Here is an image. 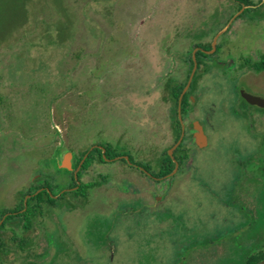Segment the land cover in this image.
<instances>
[{"label": "rangeland", "instance_id": "374dc122", "mask_svg": "<svg viewBox=\"0 0 264 264\" xmlns=\"http://www.w3.org/2000/svg\"><path fill=\"white\" fill-rule=\"evenodd\" d=\"M252 3L244 12L247 6L236 0H0V214L22 205V188L32 175L44 167L52 173L49 156L59 143L63 151L78 153L107 143L140 161L148 159L136 143L147 140L150 126L156 127L161 115L167 119L174 105L163 103L159 89L151 90L150 85L131 86V78L145 82L151 61L158 64L156 74L180 72L184 60L189 65L195 42H211L230 23L218 38L221 51L204 60L193 81L196 117L209 144L194 146L193 173L176 182L180 193L172 205L184 207L187 225H195L197 237L231 233L243 247L201 264H238L246 254L247 239L240 226L247 207L264 229V173L252 182L241 172V161L254 155L256 164L257 152L260 166L264 164V108L235 101L241 86L264 97V72L251 77L257 85L217 59L232 56L238 61L250 55L255 60L264 51V0ZM161 61L166 64L159 66ZM180 76L177 82L186 79ZM164 94L171 96L169 91ZM258 112L262 118L254 116ZM145 152L152 154L151 149ZM120 164L104 167L116 169ZM53 173L52 187L63 188L69 171L54 167ZM43 216L45 221L62 222L44 228L54 247L59 233L67 237L64 207L44 206ZM94 217L103 225L102 234L110 233L106 219ZM74 218L79 222L80 214ZM92 220L89 215L76 234H68L85 248L77 256L79 264H163L172 261L191 236L183 224L161 235L131 229L130 237L122 226L111 233L118 250L108 257L94 240H87L86 222ZM20 223L7 224L3 238L9 251L0 254V264H59L53 263L52 255L32 262L38 257L18 252L25 243L11 237L12 229L20 233ZM31 233L26 234L33 237Z\"/></svg>", "mask_w": 264, "mask_h": 264}, {"label": "flooded vegetation", "instance_id": "af4514ba", "mask_svg": "<svg viewBox=\"0 0 264 264\" xmlns=\"http://www.w3.org/2000/svg\"><path fill=\"white\" fill-rule=\"evenodd\" d=\"M212 42L213 40L210 42L209 48L194 45L192 54L187 60L189 65L186 67L184 60V68L180 69V72L177 70L174 72H171L172 70L165 71L160 74V77L155 71L158 64L151 61L148 64L150 67H148L149 69L146 73L147 78H144L145 82L142 83V78H131V86L150 85L151 90L159 89L161 95H163V103L167 104L171 101L174 105L173 109H168L167 119L161 115L162 119L159 118V123L157 122L156 127L152 129L154 125L150 126L147 140L136 143V149L141 150L148 159L140 161L135 158L133 153L117 151L107 143L91 145L81 153L71 148H66L63 151L62 144L59 143L60 145H56L51 156H49L52 158V173H48L44 167L43 171L39 170V172L32 175L30 183L22 188V205L5 209L0 214V239L3 243L0 254L9 251L3 238L7 224L21 221L20 233L12 229L14 233H12L13 236L11 237L13 241H20V244L24 241L25 244L20 245L19 253L38 257V260L33 259L32 262L43 261L52 255L55 257L53 263L79 264L81 259H77V256L83 255L85 248L82 243L76 240L75 236H69L68 234H76L78 225L82 220L84 221V218L87 219L89 215H92L93 220L86 222L87 240L91 243L94 240L98 251L108 257L114 256L118 250L117 244L111 238V233L121 230L122 226L127 229L125 230V235L130 237L132 234L131 229L146 231L150 235H161L165 231H178L181 229V224H183L185 233L191 235L188 240H185L184 252L182 248H178L174 259L163 264H201L202 260H213L225 253L226 250L231 252L233 249H243L241 245L239 246L234 241L235 239L232 240L233 236L231 233H228V236L221 237L216 234H206L204 238L197 237L195 225L193 227L187 225L189 221L184 207L172 205V201L180 193L179 184L177 185L176 182L180 177L181 179L183 177L186 178L193 173L194 158L192 150L194 146L202 149L209 144L204 127L196 117V98L193 97L192 86L197 71L205 64L204 60L208 56H216L221 51L222 44H219L217 40L216 49L207 53V50L212 49ZM194 50H196L197 68L191 83L187 86L194 67ZM228 51L227 48V55L229 54ZM231 57L229 59L218 57L217 62L233 66L234 74L250 77L252 82L260 85L258 80L251 78L264 72L253 68L255 61L259 58L254 60L249 55L236 61L235 58L231 60ZM164 63L166 64V62L161 61L159 66H163ZM188 67L190 70L187 72ZM179 73L180 77L183 78L186 75V79L178 80L177 82L176 75ZM128 82H130V79ZM167 91L171 93V96H165L164 93ZM238 91L239 97L235 101L236 105L240 103L244 107L264 108L247 101L243 96V92H251L244 89V87L241 86ZM183 101L186 102L184 109L182 108ZM260 112L254 115L257 119L262 118L261 116L264 112ZM254 116L252 114V117ZM162 125L163 127H161ZM197 127L201 128L202 136L204 135L205 137L206 144L204 146H200L197 142ZM198 139L199 141L201 140V138ZM165 144H167V147H164ZM145 149L146 151L151 149L152 154L145 152ZM253 156L241 161L243 177L251 179L252 182L255 179L258 180L264 173V164L260 166L258 162L261 159L260 153H256V164L253 163ZM118 162L121 163V166L116 169L104 167L106 164ZM254 165L256 166L254 167ZM54 167L69 171L68 181L63 188L52 187V182H56L54 179L56 177L53 175ZM41 192L48 193L55 200L54 203H42L38 196ZM100 193H102V196L99 195ZM96 194L99 196L97 195L95 198ZM64 195H67V197L64 198ZM29 203H32L34 209L28 214L31 221L28 225H25L27 216L24 212L28 208ZM44 206H50L51 208L57 206V208L62 209L64 207V234L67 237H60L61 234L59 233V236L54 240V243L56 241V246L54 247H50V238L46 236L44 228L48 223L54 224L55 220L52 222L45 221L46 218L42 217ZM243 207L246 208V206ZM252 210V207L250 209L247 207L246 214L241 216L243 225L240 226V229L245 234L247 242L244 248L246 254L242 256L238 264H260V261L264 259V229L261 227L262 221H259L261 219H259L258 215H252ZM75 214H80L79 222L75 220ZM95 215H101L106 219L105 224L109 228L108 231L110 233L105 232L102 234L103 225H100L101 221H97L94 217ZM9 216H12V218H9ZM61 223L56 222L55 224L58 227V224ZM176 225H178L177 228ZM57 227L58 233L59 228ZM232 230L233 228L229 229L228 232ZM27 231H32L33 237H29L26 234ZM198 234L200 236V233ZM91 246L93 247L92 244ZM59 255L60 257L58 258ZM23 261L27 263L25 259ZM30 263L28 262V264Z\"/></svg>", "mask_w": 264, "mask_h": 264}, {"label": "trees", "instance_id": "16d2710c", "mask_svg": "<svg viewBox=\"0 0 264 264\" xmlns=\"http://www.w3.org/2000/svg\"><path fill=\"white\" fill-rule=\"evenodd\" d=\"M236 1H238L239 3H241L240 6H242V5H246L247 6L246 9L244 10V12H246L250 6H253L254 5L252 3V0H236ZM59 35H60V32H59ZM193 45H201V46H204L206 48H209L210 47V42H208V43L195 42ZM253 68L256 69V70H258V71H264V51H262L260 53L259 59L255 61L254 65H253ZM176 96H178V95H176ZM184 100H185V98H184ZM185 105H186V102L183 101V105H182V108L183 109L185 108ZM38 196H39V198H40V200H41L42 203H54V201H55L46 192H41ZM32 209H34V207L32 206V203H29L28 204V208L24 212V214L27 216V219L25 221V225H28L29 222L31 221L30 218L28 217V214L32 211ZM9 218H12V216H9ZM2 244H3L2 243V240L0 239V250L2 248Z\"/></svg>", "mask_w": 264, "mask_h": 264}, {"label": "water", "instance_id": "95a60500", "mask_svg": "<svg viewBox=\"0 0 264 264\" xmlns=\"http://www.w3.org/2000/svg\"><path fill=\"white\" fill-rule=\"evenodd\" d=\"M229 25H230V23H229ZM229 25L227 23L226 27L223 28L221 31H219L214 36V39H213V42H212V49L211 50H207L206 51L207 53L213 52V50L216 49L217 40H218L219 36L221 35V33L223 31H225L228 28ZM193 60H194V67H193V70H192L191 75L189 77L187 86L191 83L192 78H193L194 73H195L196 68H197L196 50H194V52H193ZM243 96L247 99L248 102H250L252 104H256V105L261 106V107H264V97L257 96V95H253V94L248 93V92H245V91L243 92ZM196 129L198 130V133L196 134V138L198 140L197 142H198V144L200 146H204L206 144V140H205L204 135L202 136L201 128L200 127H197ZM198 138H201V140L199 141ZM260 264H264V259L262 261H260Z\"/></svg>", "mask_w": 264, "mask_h": 264}]
</instances>
